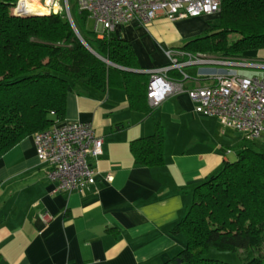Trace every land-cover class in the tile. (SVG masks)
Instances as JSON below:
<instances>
[{"label":"crops","instance_id":"1","mask_svg":"<svg viewBox=\"0 0 264 264\" xmlns=\"http://www.w3.org/2000/svg\"><path fill=\"white\" fill-rule=\"evenodd\" d=\"M218 17L219 12L174 20L159 15L147 23L119 24L109 34L126 40L139 71L148 73L168 63L165 49L203 34ZM254 52L251 61L264 64V53ZM184 70L196 76L206 69ZM208 82L191 79L185 86ZM63 121L89 123L102 138L103 153L90 159L95 182L83 191H56L37 157L34 133L2 154L0 264L169 262L186 246L185 235L172 229L191 205L194 188L247 146L218 118L195 112L186 91L172 93L147 113L131 108L122 88L76 85L67 93ZM157 125L164 134L162 164L136 165L130 142L151 135ZM254 142L264 147V131ZM43 213L51 217L46 223Z\"/></svg>","mask_w":264,"mask_h":264},{"label":"trees","instance_id":"2","mask_svg":"<svg viewBox=\"0 0 264 264\" xmlns=\"http://www.w3.org/2000/svg\"><path fill=\"white\" fill-rule=\"evenodd\" d=\"M16 2L0 0V156L24 137L62 122L67 93L76 85L122 88L131 108L151 111L149 74L139 71L126 40L86 31L87 14L75 2L73 25L64 9L16 15ZM263 48L264 0H221L217 22L178 47L225 58ZM163 141L159 125L151 135L132 140L135 164H162ZM246 141L235 160L194 188L191 205L172 229L185 235L186 246L163 264H264V147ZM211 246L246 253L232 263L206 257Z\"/></svg>","mask_w":264,"mask_h":264},{"label":"built area","instance_id":"3","mask_svg":"<svg viewBox=\"0 0 264 264\" xmlns=\"http://www.w3.org/2000/svg\"><path fill=\"white\" fill-rule=\"evenodd\" d=\"M47 13L64 9L71 20L69 0H38ZM77 8L92 19L98 37L109 34L117 25L131 21L147 23L159 15L168 19H182L220 11L221 0H74ZM16 15L29 11L25 0H17ZM34 12V11H32ZM31 12V13H32ZM168 63L149 71L147 101L157 106L172 93L186 91L194 110L204 116H214L247 140H257L264 131V77L238 75L232 67L264 64L236 61L207 54H191L178 48L164 51ZM206 69L196 76L184 69L189 66ZM231 68H226V67ZM176 71L180 77L170 72ZM208 79L204 85L191 88L185 81ZM36 154L45 165L47 178L55 182V190L63 192L83 191L95 182V169L90 159L103 153V140L96 135L89 123L62 121L33 134ZM50 215L43 213L46 223Z\"/></svg>","mask_w":264,"mask_h":264},{"label":"rangeland","instance_id":"4","mask_svg":"<svg viewBox=\"0 0 264 264\" xmlns=\"http://www.w3.org/2000/svg\"><path fill=\"white\" fill-rule=\"evenodd\" d=\"M73 3H74V0H69L70 7L73 6ZM37 8L38 9H34V10H31V11H42V12L45 11L43 9V7L40 6V4H38ZM66 16H67V14H66ZM68 20L73 25L72 18H71V20L68 18ZM216 22H217V19L213 18V19L210 20L209 24L211 25V24H214ZM82 28H84L86 31L97 32L96 28H95V24H94L92 19H88L87 18L85 23H84V26ZM258 53H264V48L260 49L258 51H255L253 54L255 55V54H258ZM249 54L250 53L246 54L244 57H236V58H228V59L236 60V61H239V62H241V61L252 62L251 59L253 58V55H249ZM261 57H264V55L262 54ZM254 58H257V57H254ZM196 67H208V65H203V66H197L196 65ZM188 68L189 67H186L185 69H187V71H189ZM226 68H231V67L228 66ZM232 69H234L236 71V73L238 75H241V76H245V77H255V76L264 77V69L259 68V67H255V66H253V67L252 66H234V67H232ZM251 144L253 146V144L255 145V142L251 143ZM231 158H232V160H234L236 158V156L233 155V156H231ZM261 252L264 253V244L261 247ZM245 253H246V251L243 250V249H238L236 251H230V250H220V249H218V248H216L214 246H211L209 248V250L206 252L205 256L209 257V258H216V259L227 261V262L239 263L240 262V258L242 256H244Z\"/></svg>","mask_w":264,"mask_h":264},{"label":"bare ground","instance_id":"5","mask_svg":"<svg viewBox=\"0 0 264 264\" xmlns=\"http://www.w3.org/2000/svg\"><path fill=\"white\" fill-rule=\"evenodd\" d=\"M28 1V2H27ZM30 1H32V0H25V2H26V6L28 7V9H29V11H31V10H34V9H38L37 8V4L35 3V2H30ZM39 4V3H38ZM41 6V5H40ZM42 7V6H41ZM43 9L45 10L44 12H42V11H34V12H38V13H42V14H44V13H47L46 11V9L43 7ZM32 12V11H31Z\"/></svg>","mask_w":264,"mask_h":264},{"label":"water","instance_id":"6","mask_svg":"<svg viewBox=\"0 0 264 264\" xmlns=\"http://www.w3.org/2000/svg\"><path fill=\"white\" fill-rule=\"evenodd\" d=\"M29 13H31V12H27L26 14H29ZM54 13H56V12H54Z\"/></svg>","mask_w":264,"mask_h":264}]
</instances>
